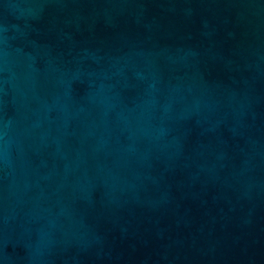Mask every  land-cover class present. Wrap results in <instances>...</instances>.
I'll return each mask as SVG.
<instances>
[{"label":"water","instance_id":"1","mask_svg":"<svg viewBox=\"0 0 264 264\" xmlns=\"http://www.w3.org/2000/svg\"><path fill=\"white\" fill-rule=\"evenodd\" d=\"M0 264H264V0H0Z\"/></svg>","mask_w":264,"mask_h":264}]
</instances>
